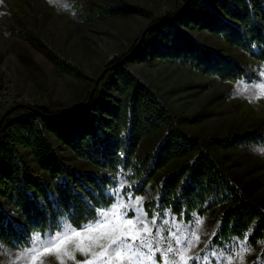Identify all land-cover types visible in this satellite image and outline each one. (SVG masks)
<instances>
[{
  "label": "trees",
  "instance_id": "1",
  "mask_svg": "<svg viewBox=\"0 0 264 264\" xmlns=\"http://www.w3.org/2000/svg\"><path fill=\"white\" fill-rule=\"evenodd\" d=\"M69 2L86 9V19L151 14L127 0ZM201 30L224 44L200 39ZM47 54L57 70L81 75L54 51ZM153 60L251 83L264 62V0H184L178 10L151 17L140 41L108 64L87 101L91 84L70 106L34 103L8 112L0 124V248L20 253L33 234L55 233L65 222L80 228L119 193L125 202L140 198L148 217L188 222L204 216L205 237L210 234L204 247L247 240L257 251L253 262H264V210L199 147L198 135L177 124L191 116L177 118L127 67ZM71 157L79 163L68 162Z\"/></svg>",
  "mask_w": 264,
  "mask_h": 264
},
{
  "label": "rangeland",
  "instance_id": "2",
  "mask_svg": "<svg viewBox=\"0 0 264 264\" xmlns=\"http://www.w3.org/2000/svg\"><path fill=\"white\" fill-rule=\"evenodd\" d=\"M127 1L146 7L150 16L133 14L86 19V9L78 10L71 5L76 11L73 18L68 12L49 6L47 0H3L0 3V13H4L0 16V115L17 103L28 106L44 103L56 109L78 102L90 84L91 90L103 68L112 66L108 65L112 60L127 53L133 42L140 41L151 17L178 10L184 0ZM197 36L214 45L224 44L217 36L203 30ZM226 46L242 58L250 59L237 47ZM48 50L80 70L81 75L57 70ZM127 67L177 118L191 116L190 120H180L177 124L198 135L199 147L207 150L229 180L264 210V158L249 150L250 145L264 141V96H259L257 91L259 82L252 85L216 80L174 61H129ZM256 76L264 82V62L258 64ZM238 86L247 91L238 90ZM59 149L67 156L71 153L64 146ZM67 161L79 163L77 157L67 158ZM129 218H133L132 213ZM147 218L150 221L153 215ZM156 220V227L162 230L166 242L174 244V238L168 234L177 231L176 225H179L181 239L189 238L190 247L183 244L178 247L183 249L185 258H201L198 262L190 260L189 264H208L209 260L212 264H225L229 255H232V264H256L253 262L258 258L256 249L248 247L243 251L242 239L229 238L204 247L210 237V234L205 237L204 230L208 231V226L204 216L188 222L169 215L156 217ZM213 252L216 255L213 256ZM241 252L243 260L239 256ZM23 253L0 248V264H17ZM84 259L85 256L77 253L75 262L69 259L65 264H76ZM38 264H58V261L54 254H48L42 256Z\"/></svg>",
  "mask_w": 264,
  "mask_h": 264
},
{
  "label": "snow or ice",
  "instance_id": "3",
  "mask_svg": "<svg viewBox=\"0 0 264 264\" xmlns=\"http://www.w3.org/2000/svg\"><path fill=\"white\" fill-rule=\"evenodd\" d=\"M260 81L258 76L257 81L251 83L256 85L259 82L257 91L259 96H264V82ZM238 90L247 91L241 86H238ZM113 199L115 203L106 210L96 211L93 222L80 225L81 230L65 222L58 232L33 234L17 264H38L40 258L48 254H54L58 264H65L69 259L75 262L77 253L85 256V259L76 264H189L190 260L198 262L201 259L185 258L183 255V249L178 246L183 244L190 247L191 244L189 238L181 239L178 235L179 225H176V232L170 231L168 234L174 238V244L166 242L164 233L156 227V217L153 216L150 221L147 219L140 198L129 196L125 202L124 195L118 193ZM129 213L133 218H129ZM197 223L201 224L202 221ZM259 243L264 244V241ZM241 248L248 250L247 240ZM239 256L243 260L242 252ZM208 264L212 262L209 260ZM225 264H232V255L225 258Z\"/></svg>",
  "mask_w": 264,
  "mask_h": 264
},
{
  "label": "clouds",
  "instance_id": "4",
  "mask_svg": "<svg viewBox=\"0 0 264 264\" xmlns=\"http://www.w3.org/2000/svg\"><path fill=\"white\" fill-rule=\"evenodd\" d=\"M3 3V0H0ZM49 6L54 7L59 12H68L73 18H76V11L72 8L69 0H47ZM4 13H0V16ZM249 150L253 155L260 156L264 158V141L257 142L249 146Z\"/></svg>",
  "mask_w": 264,
  "mask_h": 264
},
{
  "label": "water",
  "instance_id": "5",
  "mask_svg": "<svg viewBox=\"0 0 264 264\" xmlns=\"http://www.w3.org/2000/svg\"><path fill=\"white\" fill-rule=\"evenodd\" d=\"M104 71H105V68L102 69L100 75L96 78L93 87L91 88L90 92H89L88 95H87L86 101H87V100L89 99V97L91 96V94H92V92H93V90H94V88H95V85H96V83H97V80H98L99 77L103 74ZM19 105H27V104H25V103H17V104H15V105L9 107L8 109H6V110H5L4 112H2V114L0 115V124H1L2 119L4 118V116H5L8 112H10L12 109H14L16 106H19ZM27 106H28V105H27Z\"/></svg>",
  "mask_w": 264,
  "mask_h": 264
}]
</instances>
